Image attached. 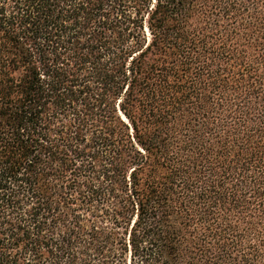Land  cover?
<instances>
[{
	"label": "trees",
	"instance_id": "trees-1",
	"mask_svg": "<svg viewBox=\"0 0 264 264\" xmlns=\"http://www.w3.org/2000/svg\"><path fill=\"white\" fill-rule=\"evenodd\" d=\"M0 264H264V0H0Z\"/></svg>",
	"mask_w": 264,
	"mask_h": 264
}]
</instances>
